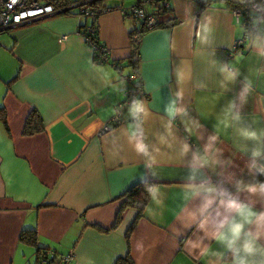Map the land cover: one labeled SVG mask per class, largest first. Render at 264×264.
Listing matches in <instances>:
<instances>
[{
    "label": "crops",
    "instance_id": "crops-1",
    "mask_svg": "<svg viewBox=\"0 0 264 264\" xmlns=\"http://www.w3.org/2000/svg\"><path fill=\"white\" fill-rule=\"evenodd\" d=\"M138 1H102L115 9L96 17L107 50L101 64L81 35L91 20L74 13L0 33V264H35V249L19 239L23 230L35 232L43 252L70 255L66 264L125 257L132 264H233L258 233L264 245V225L232 248L217 243L224 210L213 196L182 191L210 180L264 209V197L235 187L264 182V174L249 172L251 151H243L255 143L239 134L264 130V15L245 34L230 9L242 0H166L176 22L140 36L133 69L135 24L122 10ZM224 67L234 80L225 79ZM132 74L142 97L120 111ZM137 103L143 111L134 110ZM118 110L121 123L99 134ZM34 114L42 129L24 135ZM259 146L257 167L264 166V138ZM206 150L219 163L202 169L195 157ZM145 183L140 212L123 207L120 196ZM261 258L257 249L252 259Z\"/></svg>",
    "mask_w": 264,
    "mask_h": 264
},
{
    "label": "clouds",
    "instance_id": "clouds-1",
    "mask_svg": "<svg viewBox=\"0 0 264 264\" xmlns=\"http://www.w3.org/2000/svg\"><path fill=\"white\" fill-rule=\"evenodd\" d=\"M221 73L225 76L226 80H234L235 74L229 73L227 67L221 69ZM247 91V87L245 88ZM134 110L137 112L143 111L141 104L137 103L134 106ZM231 108L229 109V111ZM233 120L238 121L239 116H233ZM239 134L245 142H254L256 146L248 149L245 147L243 149L244 154L247 155L248 151H251V157L253 163L249 167V172L258 171L264 174V166L257 167L255 160L262 156L261 147L259 146V141L264 138V130L256 131L252 128H242L239 129ZM140 151H144V146L142 144L138 145ZM187 150V149H186ZM195 159L198 161L200 168H213L214 165L218 164L219 161L210 157L207 154V150L204 154H197ZM193 179V178H190ZM237 193L241 191H246L250 196H261L264 197V182L253 181L245 184L244 181H237L235 184ZM158 189L153 188L151 190V196L153 200L155 199V194ZM182 191L187 193H193L195 195H208L213 196L216 199V204L218 208L224 210V218L218 225V230L213 235L212 239L217 243L222 245H227L228 248H232L237 241L244 236H250L251 233L249 229L256 225L258 228L264 225V209L254 210V202H245L241 200L238 195H232L227 189L223 188L222 185H217L211 183L210 180H206L204 183H187L182 186ZM213 203L211 199L207 200L205 207L207 208ZM243 210V212H242ZM194 219V217H193ZM207 220L205 216L198 227L202 226ZM259 239V233L256 239L244 245V255L239 259H234L233 264H264V245L257 243ZM257 249H260L262 258L257 261L252 259L255 256ZM207 253H205L206 255Z\"/></svg>",
    "mask_w": 264,
    "mask_h": 264
},
{
    "label": "built area",
    "instance_id": "built-area-1",
    "mask_svg": "<svg viewBox=\"0 0 264 264\" xmlns=\"http://www.w3.org/2000/svg\"><path fill=\"white\" fill-rule=\"evenodd\" d=\"M90 3V2H89ZM88 2L86 3H68L63 4L59 3L55 0H16V3H12V0H0V33L8 31L9 29L24 26L35 21H39L41 19L56 16V15H72L76 14L78 17H87L93 23L91 27H83L81 30V35L83 39V43L90 48L92 52V57L95 63L101 64L106 62L107 60V50L101 45H94L91 41V36L96 32V17L102 12V9H105L106 6H102L103 8L94 10L88 7ZM163 7L168 8V4L166 1H163ZM144 5L141 6H132L127 10H122V15H129L135 24V28L137 29L142 21H145V28L147 30L152 29L155 24V21L152 17H147L146 12L144 11ZM251 14H256L258 17H263L264 15V0H258L256 2L251 3L249 6ZM99 11H101L99 13ZM106 11V10H104ZM99 13V14H98ZM232 14L234 16L235 21L241 22L242 19L247 17L246 12H241V10H232ZM246 15V16H244ZM253 18L249 17V21L253 23ZM243 31L245 34L246 30L244 28V24H241ZM250 29L252 27L250 26ZM133 38L138 42L137 36H133ZM241 43L238 41L234 44L237 46ZM126 78V77H125ZM126 80L130 81L134 80L133 75L127 76ZM133 83V82H132ZM130 84V87L125 90L123 94V99L118 109L121 111L122 107L126 105L133 104L136 97H142V91L139 83ZM115 114L100 130L99 134L105 133L109 129V123H117L119 124L120 120V111ZM43 252L40 253V255ZM70 255L60 256L56 258L54 254L44 252L43 255L39 258L40 264H66L70 261Z\"/></svg>",
    "mask_w": 264,
    "mask_h": 264
},
{
    "label": "trees",
    "instance_id": "trees-1",
    "mask_svg": "<svg viewBox=\"0 0 264 264\" xmlns=\"http://www.w3.org/2000/svg\"><path fill=\"white\" fill-rule=\"evenodd\" d=\"M102 1H104V0H92V2H90L88 4V7L92 8L94 10L103 8L102 7L103 6ZM163 1H166V0H140L134 5V6H141L142 4L144 5L143 9L146 12L145 13L146 16L152 17L155 21V24L152 27V29H157L159 27H166L168 25L172 26L176 22V19L170 14L169 6H168V8L163 7V5H162ZM256 1H258V0H242L239 3H233L232 7L230 8L231 10H235V9L237 10L238 9V10H241V12H246L247 17L242 19L240 24H242V23L244 24V28H245L247 34H251L253 31V28L250 29L251 23L249 21V17L254 18L255 20L258 19V16L256 14H251V11L249 9V6L251 5V3L256 2ZM59 3H62V2H59ZM63 4H68V3L65 2ZM146 6L148 8V11H146ZM112 9H115V7H105V9H102V12L99 11V13L100 12L103 13L104 10L109 11ZM127 16H128V14H127ZM244 16H246V15H244ZM260 18H262V17H260ZM91 26H93L92 22H91V25L88 27H91ZM152 29H150V30H152ZM147 31H149V30H147L145 28V21H142L140 26L137 29L135 28L129 34L130 47H131L132 54L134 55L133 56L134 61L130 63V66H132L133 69H135L136 62H137V55H136L137 42L133 38V36H137V39H138V38H140V36L144 32H147ZM96 34H97V29H96V32L91 36L90 39L93 42V44L97 46L100 43L97 40ZM132 75L135 77L134 74H132ZM3 120H4V112L0 108V121L3 122ZM121 120L122 119L120 117L119 124L121 123ZM119 124L113 123V122L109 123L108 131L117 127ZM41 129H42V124H41L39 117H37L35 114L30 115L25 121V124L23 127V134L24 135H32V134L40 132ZM258 182H260V180H258ZM149 186H151V183H145L142 185L136 184V185L132 186L130 189H128L127 191H125L120 196V198L123 199V205L122 206L123 207H130V208L135 209L137 212H140V210L143 207L144 202L146 200ZM116 218L119 219V214L116 216ZM19 239L24 244L31 246L35 249V252H36L35 264H40L39 258L41 255L44 254V252L41 249H39L37 246L35 232L29 231V230H23L20 233ZM41 252H43V253L40 255ZM113 264H132V262L128 257H125L123 259L116 260L115 263H113Z\"/></svg>",
    "mask_w": 264,
    "mask_h": 264
},
{
    "label": "rangeland",
    "instance_id": "rangeland-1",
    "mask_svg": "<svg viewBox=\"0 0 264 264\" xmlns=\"http://www.w3.org/2000/svg\"><path fill=\"white\" fill-rule=\"evenodd\" d=\"M73 1H76V2H73ZM71 0L70 3H86L87 1H84V0ZM124 1H129V2H134L135 0H124ZM5 36V34H0V39L1 37Z\"/></svg>",
    "mask_w": 264,
    "mask_h": 264
},
{
    "label": "snow or ice",
    "instance_id": "snow-or-ice-1",
    "mask_svg": "<svg viewBox=\"0 0 264 264\" xmlns=\"http://www.w3.org/2000/svg\"><path fill=\"white\" fill-rule=\"evenodd\" d=\"M12 3H13V4L16 3V0H12Z\"/></svg>",
    "mask_w": 264,
    "mask_h": 264
},
{
    "label": "water",
    "instance_id": "water-1",
    "mask_svg": "<svg viewBox=\"0 0 264 264\" xmlns=\"http://www.w3.org/2000/svg\"><path fill=\"white\" fill-rule=\"evenodd\" d=\"M89 2H92V0H91V1H89Z\"/></svg>",
    "mask_w": 264,
    "mask_h": 264
}]
</instances>
